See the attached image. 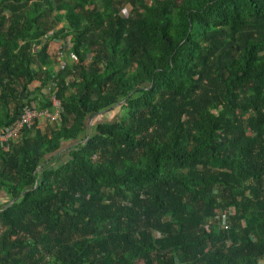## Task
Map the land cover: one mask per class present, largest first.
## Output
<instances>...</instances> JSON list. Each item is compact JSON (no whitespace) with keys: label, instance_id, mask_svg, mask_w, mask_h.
I'll return each instance as SVG.
<instances>
[{"label":"trees","instance_id":"16d2710c","mask_svg":"<svg viewBox=\"0 0 264 264\" xmlns=\"http://www.w3.org/2000/svg\"><path fill=\"white\" fill-rule=\"evenodd\" d=\"M52 99L0 147V264H264V0H0V132Z\"/></svg>","mask_w":264,"mask_h":264},{"label":"built area","instance_id":"2783aa9c","mask_svg":"<svg viewBox=\"0 0 264 264\" xmlns=\"http://www.w3.org/2000/svg\"><path fill=\"white\" fill-rule=\"evenodd\" d=\"M57 58L56 63L59 69L64 70L66 65L61 60V54H58ZM44 93L46 94V91ZM51 104L54 110L53 114H49L47 111L38 112L33 105L24 107L17 123L8 131L0 132V147L9 140L16 138L25 127L32 126L36 121L40 122V120H45L52 123H59L60 114L62 113L60 104L54 99H52ZM224 226L227 227V225Z\"/></svg>","mask_w":264,"mask_h":264},{"label":"rangeland","instance_id":"374dc122","mask_svg":"<svg viewBox=\"0 0 264 264\" xmlns=\"http://www.w3.org/2000/svg\"><path fill=\"white\" fill-rule=\"evenodd\" d=\"M123 12H124V14H128V12L126 11V10H123ZM39 87V84L38 83H34L33 84V86H32V88L33 89H35V88H38ZM120 116V107H116V108H113V109H111V110H109V111H106V112H104V114L103 115H100V116H97V117H95V118H93L91 121H89L88 123H87V132H88V134H90L91 133V129H93L94 128V126L96 125V124H98V123H104V122H107L108 123V121H113V120H117L118 119V117ZM44 120H40V128H41V130L42 129H44V127H45V122H43ZM63 161L64 159L63 158H61V159H59V160H55L54 162H59V161ZM1 207H3V205H0Z\"/></svg>","mask_w":264,"mask_h":264},{"label":"clouds","instance_id":"9594fccd","mask_svg":"<svg viewBox=\"0 0 264 264\" xmlns=\"http://www.w3.org/2000/svg\"><path fill=\"white\" fill-rule=\"evenodd\" d=\"M35 83H37V82H35ZM38 84H39V83H38ZM44 92H45V91L43 90L42 93L45 94Z\"/></svg>","mask_w":264,"mask_h":264}]
</instances>
